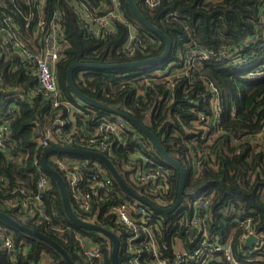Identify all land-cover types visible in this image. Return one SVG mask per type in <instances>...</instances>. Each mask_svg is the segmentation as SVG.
Returning a JSON list of instances; mask_svg holds the SVG:
<instances>
[{"label": "trees", "instance_id": "1", "mask_svg": "<svg viewBox=\"0 0 264 264\" xmlns=\"http://www.w3.org/2000/svg\"><path fill=\"white\" fill-rule=\"evenodd\" d=\"M15 1L26 12L18 0ZM119 1L123 22H116L112 33L95 36L84 28L78 9L85 4L99 7V0H46L45 21H52L56 9L62 19L66 46L56 64V74L63 97L81 111L76 115V129L85 127V124L92 128L100 120L113 115L90 105H77V99L67 85V70L71 65H123L159 59L166 50L165 42L136 18L127 0ZM133 3L145 20L167 37L170 42L168 53L154 63L140 67L75 68L72 72L75 86L86 97L125 113L146 127L157 137L165 152L184 168L186 179L182 204L162 218L164 232L161 238H157L163 258L171 261L174 246L178 244L186 252L202 249L200 259L207 264H264V150L256 151L249 143L250 136L257 134L264 122V75L247 80L249 72L258 73L257 70L264 65V0H160V4L152 8L145 5L144 0H133ZM37 18L33 15L32 23ZM20 22L23 24L22 20ZM132 28L136 33L130 45L132 54L128 55L125 44ZM197 49L208 52L210 58L196 60L191 67L192 78H182L170 91L167 90L161 74L167 69L168 72L179 69L190 52ZM233 55L238 61L231 60ZM205 83L216 87L221 107L220 134L211 137V143L207 145L197 143L188 131L197 114L208 113L209 93ZM6 84L18 90L0 94V101L14 98L18 111L10 124L14 159L8 162L0 155V177L11 186L19 184L34 191V183L44 173L39 168L41 153L54 141L45 146L39 143L47 132L54 131L55 115L38 90L35 78L18 71L6 75ZM29 91L33 94L30 95ZM69 127L70 123L64 126L67 130ZM213 131L211 129V134ZM138 134L150 148V156L169 173L170 198L175 201L180 178L178 169L163 161L150 141ZM134 146L135 143L131 142L125 148L114 146L113 157L109 160L125 184L139 195L138 188L124 170L127 156ZM200 152L205 156L202 159L204 168L202 175L194 178L191 175L192 156ZM57 157L86 161L87 169L95 162L79 156L58 154ZM47 161L60 174L66 187L64 174L50 159ZM90 172L86 170V176ZM45 175L50 185L43 200L47 221L36 224L22 218L17 209L1 210L16 222L55 241L74 264H89L79 235L99 246L100 264H111L110 242L97 233L78 228L66 218L57 186ZM111 181L113 200L134 202L112 178ZM198 195L209 199V207L201 215L202 228L207 233L204 244L191 235L186 222L177 226L172 224L175 215L180 213L185 221L191 218V204ZM68 199L75 215L83 220L84 215L69 195ZM0 200H3L1 193ZM108 207L107 201L98 204V221L121 238ZM6 227L12 233L15 245L26 243L27 248L24 254L0 251V264H39L42 256L49 259L48 264H67L43 241ZM247 228L262 236L257 247L245 246L243 237ZM216 244L228 246L232 259L226 260L221 252L208 254ZM117 264H130L129 257L124 256L121 249Z\"/></svg>", "mask_w": 264, "mask_h": 264}, {"label": "built area", "instance_id": "2", "mask_svg": "<svg viewBox=\"0 0 264 264\" xmlns=\"http://www.w3.org/2000/svg\"><path fill=\"white\" fill-rule=\"evenodd\" d=\"M18 2L28 13L15 0H0V94L18 90L15 86L6 84V75L11 76L18 71H23L25 76L36 79L38 90L55 115L54 131L47 132L39 145L45 146L47 142L54 141L52 144L57 146L95 151L109 159L113 157L114 146L125 148L128 142L135 143L127 156L124 170L128 172L132 184L138 188L140 196L147 198L161 209L170 208L174 201L170 198L169 173L150 156V148L145 146L138 131L125 119L113 115L111 118L100 120L92 128L85 124V127L76 129V115H80L81 111L63 97L58 87L56 74V64L66 46L60 13L56 9L52 21L47 23L44 19L46 0H18ZM144 2L150 8L160 4V0H144ZM99 5V7H93L91 4L83 5L78 9V17L90 34L105 36L114 31L116 22H123V15L119 0H99ZM33 15L38 16L34 23H32ZM132 41L133 35L130 33L125 44L128 55L132 54L133 48L130 46ZM239 51L242 49L240 48ZM209 58L210 54L203 50L197 49L190 52L179 69L171 72L167 69L161 74L162 82L166 83L165 88L170 91L182 78H192L190 72L193 63L198 59L208 60ZM231 60L238 61V57L233 55ZM257 71L258 73L249 72L247 80L263 76L264 65ZM205 86L209 93L208 113L197 114L188 131L193 134V139L197 143L202 142L207 145L211 143V137H217L220 134L218 122L221 107L216 87L211 83H205ZM29 94L33 92L29 91ZM16 111L18 106L14 98L11 101H0V155L8 162L14 159L10 124ZM67 123H70L68 130L64 128ZM211 129L214 130L212 134ZM249 143L256 148V151L264 150V122L261 130L250 136ZM57 155H51L48 159L64 174L66 191L71 201L84 215V222L103 227L98 221L97 206L101 202H108L109 214L114 218L121 238L107 230L118 237L119 249L123 251L124 256L129 257L130 264H140L141 261L142 264H207L200 259L202 249L186 252L182 251L178 244L174 246L171 261L163 258L157 238H161L164 232L162 218L165 216L150 211L136 200L134 202L113 200L112 177L108 176L107 170L97 161L90 169H87L89 166L86 161L59 158ZM202 159H205V156L201 152L192 156L191 175L194 178L202 175L204 168ZM34 164L37 167L36 159ZM39 168L42 170L41 164ZM86 170L91 171L87 176ZM49 189V181L44 173H41L34 183V191L19 184L11 186L6 179L0 177V193L3 195V200H0V211L4 208L17 209L22 218L33 223L40 224L44 220L47 221L43 200ZM208 207L209 199L198 195L191 204V218H186L185 221L183 213L177 216L174 214L172 224L177 226L186 222L189 230L195 229L192 235L198 237L204 244L207 233L202 228L201 215ZM250 235L256 237L254 245L257 247L262 236L254 234L247 228L243 237L244 243ZM84 238L85 243H83ZM78 239L87 262L93 264V261H97L94 264H100L102 255L99 246L87 237L79 235ZM0 242V251L22 254L26 252L27 244L18 243L16 246L9 228L1 223ZM213 252H221L226 260L232 259L228 246L222 247L216 244L213 251H209L208 254Z\"/></svg>", "mask_w": 264, "mask_h": 264}, {"label": "water", "instance_id": "3", "mask_svg": "<svg viewBox=\"0 0 264 264\" xmlns=\"http://www.w3.org/2000/svg\"><path fill=\"white\" fill-rule=\"evenodd\" d=\"M129 7L131 8L133 14L136 16V18L142 22L144 25H146L154 34L158 35L166 44V50L164 54L159 58H163L169 51L170 48V42L167 39V37L158 29L153 27L149 22L145 20V18L139 13L138 9L133 3V0H127ZM159 59H148L145 61H140V62H133L129 64H123V65H82L80 63H75L71 65L68 70H67V85L72 93V95L85 106H92L97 109H100L104 112H107L109 114H112L114 116H119L123 119H125L132 128L137 130L139 133L144 135L151 143L153 146L154 150L156 153L160 156V158L165 161L166 163L174 166L175 168L178 169L179 171V186H178V192H177V197L174 201V204L167 209H161L160 207L154 205L151 203L148 199H145L144 197L136 194L133 192L123 181L119 173L116 171L114 166L112 165L111 161L106 158L103 154H100L95 151H87L83 149H77V148H70V147H63V146H57L55 144H50L47 148H45L40 156V164L42 171L47 174L50 178L53 179L55 182L59 196H60V201L62 205V209L64 212V215L66 218L75 226L78 228H81L86 231H91L97 234H100L101 236L105 237L106 239L109 240L111 244V253H110V259H111V264H117V255H118V250H119V241L117 237L107 229L100 227L95 224H90L87 222H84L80 218H78L75 213L73 212L67 191L63 182L62 177L60 174L53 170L49 164H48V158L51 155L55 154H63V155H71V156H79L82 158L86 159H93L100 163L108 172V174L112 177V179L116 182V184L121 188V190L129 196L131 199L136 200L139 204H142L146 206L150 211L157 213L160 216H166L170 212H173L182 202L183 199V192H184V186H185V179H186V173L184 168L177 163L175 160H173L162 148L160 142L158 141L157 137H155L146 127L142 126L140 123H138L136 120L132 119L130 116H128L125 113L119 112L117 110L111 109L109 107H106L97 101L86 97L83 95L75 86L74 81H73V76L72 72L75 68L78 67H87V68H98V69H111V68H124V67H140V66H146L154 63L155 61ZM0 221L3 222L6 226L16 229L20 232L25 233L26 235L38 239L40 241H43L47 245H49L52 249H54L64 260L67 264H74V262L71 260L69 255L61 248L55 241L50 239L49 237L45 236L44 234L36 231L35 229L29 228L27 226H24L12 218H10L7 214L4 212L0 211ZM194 228L190 229L191 235L194 233ZM256 241V237L254 235H250L246 241H245V246L251 247L254 245ZM1 244V242H0Z\"/></svg>", "mask_w": 264, "mask_h": 264}, {"label": "crops", "instance_id": "4", "mask_svg": "<svg viewBox=\"0 0 264 264\" xmlns=\"http://www.w3.org/2000/svg\"><path fill=\"white\" fill-rule=\"evenodd\" d=\"M135 33H136V29L135 28H132L131 29V35H133ZM48 261H49V259L46 256H44L43 257V261L40 264H48Z\"/></svg>", "mask_w": 264, "mask_h": 264}, {"label": "rangeland", "instance_id": "5", "mask_svg": "<svg viewBox=\"0 0 264 264\" xmlns=\"http://www.w3.org/2000/svg\"><path fill=\"white\" fill-rule=\"evenodd\" d=\"M77 105H79V106H81V107H85V105H83L82 103H80L79 101H77ZM86 242V239L84 238L83 239V243H85ZM179 246V245H178Z\"/></svg>", "mask_w": 264, "mask_h": 264}]
</instances>
